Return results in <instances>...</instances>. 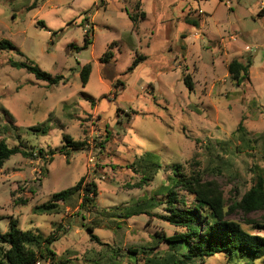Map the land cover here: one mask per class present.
Returning <instances> with one entry per match:
<instances>
[{"label":"rangeland","instance_id":"obj_1","mask_svg":"<svg viewBox=\"0 0 264 264\" xmlns=\"http://www.w3.org/2000/svg\"><path fill=\"white\" fill-rule=\"evenodd\" d=\"M139 1L147 20L133 29L127 12L135 15ZM188 17L201 28L186 25ZM87 32L91 45L85 48ZM222 37L249 48L233 47V53ZM0 40L18 50L0 52V141L32 155H15L0 171V231L16 220L22 231L57 237L53 255L37 264L180 259L159 239L182 231L160 218L170 207L163 187L172 186L176 167L203 176L228 208L257 175L264 177V0H0ZM107 52L113 54L108 62ZM249 59V79L232 80L229 64ZM11 62L33 63L65 82L50 86ZM86 64L92 72L84 86ZM184 75L192 77V92ZM240 123L247 138L237 131ZM65 137L87 146L72 151ZM146 154L162 169L143 183L136 161ZM83 178L97 187L83 211L76 195L59 214L34 213ZM177 193L188 208L194 205L192 197ZM152 198L164 205L150 216L124 218L125 209ZM230 219L264 237L246 224L264 223V211H234ZM189 264L264 262L222 253Z\"/></svg>","mask_w":264,"mask_h":264},{"label":"trees","instance_id":"obj_2","mask_svg":"<svg viewBox=\"0 0 264 264\" xmlns=\"http://www.w3.org/2000/svg\"><path fill=\"white\" fill-rule=\"evenodd\" d=\"M135 15L129 14L133 23V29H137L139 24L145 20L146 13L142 10L141 1L138 2ZM189 25L198 28V20L187 19ZM93 33V32H92ZM85 48L91 45L89 32H87ZM185 48V47H184ZM17 48L9 40H0V52L15 51ZM18 51V50H17ZM20 53V51H19ZM113 57L111 52L105 53L103 61L108 62ZM139 60H142L140 58ZM251 60L246 64L234 60L228 66V73L232 80L241 84L249 79ZM136 63L134 64V66ZM11 66L16 69H24L33 74L36 80L46 82L50 86H58L65 82L62 76L52 77L41 71L36 65L28 62H11ZM133 66V67H134ZM131 67V69L133 68ZM92 72L91 64H86L81 68V79L83 85H87ZM184 83L189 90H194V83L190 75H184ZM39 130V129H38ZM46 130H41L45 133ZM238 132L247 138V133L242 123L239 124ZM72 151L83 150L87 144L85 142H74L69 137H65ZM67 151V155H68ZM24 157L29 155L19 147L10 148L5 141H0V171L5 163L15 155ZM43 154V151L39 153ZM44 155V154H43ZM139 168H142L143 183L149 182L152 176L156 175L161 169V163L154 155L146 154L143 158L136 161ZM181 167L175 169V179L171 187H163L166 194L165 203L169 205L167 215L160 217L171 226L181 229L174 235L167 237L162 235L160 242L166 243L171 249L178 252L180 259L175 255H170L163 262L155 264H189L194 261H203L207 257L218 254H226L230 257H248L250 260L263 259L264 262V237L246 231L240 222L230 219L231 213L240 211L245 216L264 211V177L257 175L253 186L242 195L239 201H235L228 208L224 195L212 185H207L204 177L198 174L185 175L181 172ZM177 190L183 191L186 195L193 198L194 205L188 208L189 202L186 197L179 199ZM82 196L80 205L81 211L87 203L92 202V196H97V187L94 183L86 184L85 179L68 190L54 194L50 201L34 209L37 215H55L61 212L62 204L68 203L74 196ZM177 204L180 205L177 207ZM164 205L163 201L156 198L145 199L136 205L124 210V218L129 219L134 216H150L151 211ZM247 225H252L254 230L264 231V223H256L247 220ZM92 233L91 228H87ZM55 236L44 239L40 234L30 231H22L16 220H11L8 231H0V264H37L39 261L47 260L48 254L53 255L50 246L56 241ZM95 240V237H93ZM133 254H136L133 252Z\"/></svg>","mask_w":264,"mask_h":264},{"label":"crops","instance_id":"obj_3","mask_svg":"<svg viewBox=\"0 0 264 264\" xmlns=\"http://www.w3.org/2000/svg\"><path fill=\"white\" fill-rule=\"evenodd\" d=\"M222 1V0H221ZM192 4H196L197 5V7H198V9L200 10V3L199 2H197V1H194ZM191 4V5H192ZM143 10V9H142ZM135 12V11H134ZM201 12H202V10H201ZM128 14H127V16H128V18H129V12H127ZM187 19H190V20H194V19H191L190 17H188V18H186V20H185V24L186 25H188L189 26V24L187 23ZM129 20L131 21V19L129 18ZM147 20V15H146V18H145V20H143L142 22H144V21H146ZM132 22V21H131ZM132 26H133V23H132ZM201 28V25L197 28V29H200ZM189 31V30H188ZM188 35L189 34H187V32H184L183 34H182V42H183V44H182V52H183V54H184V58L182 57V59L183 60H186V55H187V50L189 49V37H188ZM195 38H197V39H199V38H201L200 37V35H198V34H196L195 33V36H194ZM225 37H222L221 38V41H223V43H224V45L223 46H228L229 48H230V50H232V51H234L232 48L234 47L235 49H237L238 51H241V50H246L247 48H249L248 46H246V45H242V46H235V45H237V40H236V42L235 43H233V42H230V40H229V42H227L226 41V39H224ZM226 44V45H225ZM185 47V48H184ZM233 53H236L235 51L233 52ZM234 61V60H233ZM232 61V62H233ZM238 61V60H237Z\"/></svg>","mask_w":264,"mask_h":264}]
</instances>
